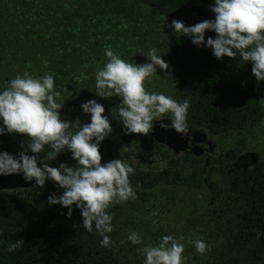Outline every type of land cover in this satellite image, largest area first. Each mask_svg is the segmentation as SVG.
<instances>
[{
	"label": "trees",
	"instance_id": "obj_1",
	"mask_svg": "<svg viewBox=\"0 0 264 264\" xmlns=\"http://www.w3.org/2000/svg\"><path fill=\"white\" fill-rule=\"evenodd\" d=\"M212 2L0 0V88L17 73L54 74L64 101L60 118L81 125L90 120L80 105L93 99L102 104L112 132L99 145L101 163L127 161L135 169L129 179L136 192L135 200L110 207L114 231L108 235L115 244L104 248L102 237L81 227L75 205L69 218L66 208L47 203L49 195L63 193L55 182L0 191V264H143L140 246L127 241L130 231L152 245L172 235L185 245L186 264H264V161L249 147L264 122V81L257 82L251 65L239 57L217 60L210 48L194 46L191 37L167 26L173 20L193 26L214 19ZM209 37L215 33L206 32L205 41ZM106 45L137 65L147 62L142 53L157 48L169 75L164 78L158 69L147 90L177 101L190 97L188 125L234 145L194 155L167 149L152 133L125 135L114 111L119 98L95 95V71L106 62ZM27 142L26 136L5 133L0 152L18 156ZM49 150L27 154L42 160ZM136 150L156 156L163 166L141 170L131 160ZM45 162L75 165L67 150ZM21 239V248L6 250ZM196 239L208 245L205 254L196 253Z\"/></svg>",
	"mask_w": 264,
	"mask_h": 264
},
{
	"label": "clouds",
	"instance_id": "obj_2",
	"mask_svg": "<svg viewBox=\"0 0 264 264\" xmlns=\"http://www.w3.org/2000/svg\"><path fill=\"white\" fill-rule=\"evenodd\" d=\"M210 11L214 19L204 20L193 26L173 20L168 27L177 36L191 37V43L210 48L212 55L236 58L251 65V74L257 82L264 81V0H213ZM215 33V38L205 41V33ZM106 62L95 71V95L108 99L118 97L114 109L125 135L148 136L154 122L165 131L171 129L181 138L190 137L192 131L187 122L190 97L177 101L163 92L149 91L147 83L157 76V70L168 78L169 65L155 47L141 55L147 62H126L111 45L105 46ZM47 62L45 61V64ZM54 74L34 76L25 71L6 82L0 88V135L21 134L27 137V146L18 156L0 152V176L22 174L25 181H34V187L42 188L46 180L63 189L47 198L49 205L67 209L70 218L73 205L80 211L81 227L87 233L102 237L100 244L109 248L115 244L110 237L114 231L110 207L136 199L130 182L135 169L120 158L101 163L100 143L110 135L112 127L105 109L96 100L80 105L90 122L81 125L79 120L69 122L60 118L59 110L64 101L56 90ZM167 119L170 123L163 121ZM42 157L28 155L45 153ZM69 151L75 161L73 167L64 163L51 167L43 161L54 160L61 152ZM127 151V146L124 147ZM38 161H40L38 166ZM181 240L183 237L180 238ZM127 241L140 246L143 264H186L183 255L185 245L172 235L162 236L158 244H144L140 234L130 231ZM196 253L203 255L208 245L201 239L191 241ZM23 240L9 243V253L21 248Z\"/></svg>",
	"mask_w": 264,
	"mask_h": 264
},
{
	"label": "rangeland",
	"instance_id": "obj_3",
	"mask_svg": "<svg viewBox=\"0 0 264 264\" xmlns=\"http://www.w3.org/2000/svg\"><path fill=\"white\" fill-rule=\"evenodd\" d=\"M4 76L3 71H0V80L2 81V77ZM167 120V119H165ZM159 122H154V126H158ZM192 130L190 132V139L189 143L185 145L184 152L191 153L194 155H202L204 153L211 154L213 150L215 152H219L220 150H226L229 149L234 145V142H231L230 144L227 142H221L217 138H209L203 131L189 126ZM171 129L165 131L163 129H160L156 132L154 130L152 131V135L156 137L160 141V144L165 146L167 149H171L170 141L172 135L170 134ZM157 134H159L161 137H157ZM253 142H249L250 150L254 157L258 158L259 160L264 161V122H261L259 130H255V132L252 134ZM209 152V153H207ZM131 160L132 162L141 170L145 168H161L163 166L162 163L157 160L156 156H150L147 155L139 150L134 151L131 154ZM44 163H47L43 161ZM40 163V162H38ZM49 166L55 167L50 162L48 163ZM19 179L24 180L23 177H20ZM34 187V186H32ZM16 189H23V188H13L12 190ZM3 191H11L3 190ZM171 217H169L170 219Z\"/></svg>",
	"mask_w": 264,
	"mask_h": 264
},
{
	"label": "water",
	"instance_id": "obj_4",
	"mask_svg": "<svg viewBox=\"0 0 264 264\" xmlns=\"http://www.w3.org/2000/svg\"><path fill=\"white\" fill-rule=\"evenodd\" d=\"M164 123L168 124L170 123L169 120H164ZM154 132L160 130V128L158 126H154ZM170 134L172 135L171 137V141H170V146H171V150L173 151H183L185 145H187L189 143V137H184L181 138L179 134L175 133L173 130L169 131ZM152 133V132H151ZM153 136V135H152ZM154 137V136H153ZM157 137H161L159 134H157ZM154 139L160 143V141L158 139H156V137H154ZM162 145V144H161ZM39 166V163H38ZM20 177H23L22 174H14L11 176H0V191L3 190H12L13 188H29L34 186V181H25V180H21L19 179Z\"/></svg>",
	"mask_w": 264,
	"mask_h": 264
},
{
	"label": "flooded vegetation",
	"instance_id": "obj_5",
	"mask_svg": "<svg viewBox=\"0 0 264 264\" xmlns=\"http://www.w3.org/2000/svg\"><path fill=\"white\" fill-rule=\"evenodd\" d=\"M207 153H209V152H207ZM205 154V153H204ZM212 154V153H211Z\"/></svg>",
	"mask_w": 264,
	"mask_h": 264
}]
</instances>
